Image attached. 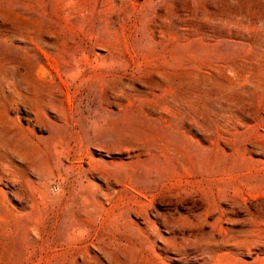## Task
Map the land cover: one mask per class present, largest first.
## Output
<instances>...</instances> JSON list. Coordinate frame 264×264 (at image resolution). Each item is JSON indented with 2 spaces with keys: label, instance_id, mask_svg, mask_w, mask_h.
Wrapping results in <instances>:
<instances>
[{
  "label": "rangeland",
  "instance_id": "1",
  "mask_svg": "<svg viewBox=\"0 0 264 264\" xmlns=\"http://www.w3.org/2000/svg\"><path fill=\"white\" fill-rule=\"evenodd\" d=\"M0 264H264V0H0Z\"/></svg>",
  "mask_w": 264,
  "mask_h": 264
},
{
  "label": "bare ground",
  "instance_id": "2",
  "mask_svg": "<svg viewBox=\"0 0 264 264\" xmlns=\"http://www.w3.org/2000/svg\"><path fill=\"white\" fill-rule=\"evenodd\" d=\"M82 237H83V236H82ZM82 237H81V238H82ZM70 245H72V244H70ZM80 245H81V243H80ZM77 246H78V245H77ZM82 254H83V253H82Z\"/></svg>",
  "mask_w": 264,
  "mask_h": 264
}]
</instances>
